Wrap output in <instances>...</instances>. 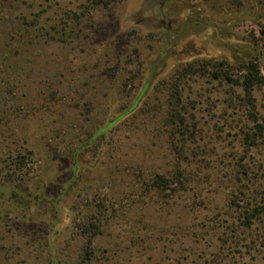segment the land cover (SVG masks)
Wrapping results in <instances>:
<instances>
[{"label":"rangeland","instance_id":"obj_1","mask_svg":"<svg viewBox=\"0 0 264 264\" xmlns=\"http://www.w3.org/2000/svg\"><path fill=\"white\" fill-rule=\"evenodd\" d=\"M250 62L264 0H0V264H264Z\"/></svg>","mask_w":264,"mask_h":264},{"label":"trees","instance_id":"obj_2","mask_svg":"<svg viewBox=\"0 0 264 264\" xmlns=\"http://www.w3.org/2000/svg\"><path fill=\"white\" fill-rule=\"evenodd\" d=\"M244 79L242 82V86L244 89V92L246 94V97L248 99V106L253 111L256 110L255 107V100L253 97L254 90L258 87L264 86V76L261 73V70L258 65H255L253 62H250L247 67L244 68ZM254 124H255V132L259 135H264V121H259L258 118L254 117ZM161 180V181H160ZM160 182V183H159ZM166 183L165 179L158 180V184ZM251 206V204L249 205ZM256 209H248L247 212L243 214V219L246 223H250V221L255 217Z\"/></svg>","mask_w":264,"mask_h":264}]
</instances>
